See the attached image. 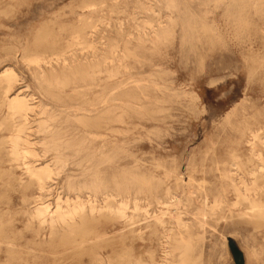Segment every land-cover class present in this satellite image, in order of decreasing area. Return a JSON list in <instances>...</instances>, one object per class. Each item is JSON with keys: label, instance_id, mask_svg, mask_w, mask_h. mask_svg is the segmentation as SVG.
I'll list each match as a JSON object with an SVG mask.
<instances>
[{"label": "rangeland", "instance_id": "374dc122", "mask_svg": "<svg viewBox=\"0 0 264 264\" xmlns=\"http://www.w3.org/2000/svg\"><path fill=\"white\" fill-rule=\"evenodd\" d=\"M0 77V264H264V0H0Z\"/></svg>", "mask_w": 264, "mask_h": 264}, {"label": "bare ground", "instance_id": "6f19581e", "mask_svg": "<svg viewBox=\"0 0 264 264\" xmlns=\"http://www.w3.org/2000/svg\"><path fill=\"white\" fill-rule=\"evenodd\" d=\"M86 6V5H85ZM2 73H4V75H8L9 73H11V72H9V69L7 68V69H5L4 71H2ZM4 77V76H3ZM1 78V77H0ZM11 80V79H10ZM5 82V81H4ZM29 105V104H28ZM28 105H27V103H26V100H25V98H23V97H20L19 95H15L14 97H12L11 99H10V106L13 108V110L14 111H16L17 113H23L24 111H26L29 107H28ZM11 120H13V119H11ZM18 136V135H17ZM17 136H16V138H17ZM20 138V137H19ZM19 138H17V139H19ZM22 138V137H21ZM14 139V138H13ZM16 139V140H17ZM17 145V144H16ZM24 152V151H23ZM29 153V152H28ZM9 154H11V153H9ZM47 170H48V166L47 165H45V166H41V167H37V168H33L32 169V171H33V173L35 174V175H38L37 177H39V179L41 180V179H43V174H46L47 173ZM50 173V172H49ZM33 176V175H32ZM166 204H168V203H166ZM44 205H46V204H44ZM38 206V207H36V210H35V212H36V216H38L40 219H41V221H45L46 219V213H47V206ZM57 206V205H56ZM58 209H59V207H58ZM67 209H69V208H67ZM34 210V209H33ZM71 210V209H70ZM69 210V211H70ZM74 210V209H73ZM122 210V209H121ZM53 211V210H52ZM57 211V210H56ZM68 211V212H69ZM75 211V210H74ZM94 211V210H93ZM118 211V210H117ZM65 212V211H64ZM51 213V212H50ZM62 213V212H61ZM62 214H65V213H62ZM68 214H70V212L68 213ZM67 214V215H68ZM66 215V214H65ZM121 215H122V213H121ZM49 218H50V216H49ZM178 219V218H177ZM52 221V220H51ZM180 222V221H179ZM51 224V223H50Z\"/></svg>", "mask_w": 264, "mask_h": 264}]
</instances>
